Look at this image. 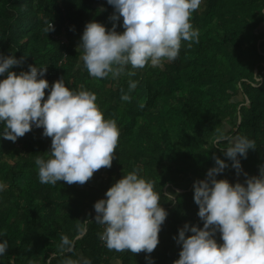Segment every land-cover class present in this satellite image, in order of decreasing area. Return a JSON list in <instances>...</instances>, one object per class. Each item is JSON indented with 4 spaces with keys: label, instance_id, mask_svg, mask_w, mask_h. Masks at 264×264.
<instances>
[{
    "label": "trees",
    "instance_id": "obj_1",
    "mask_svg": "<svg viewBox=\"0 0 264 264\" xmlns=\"http://www.w3.org/2000/svg\"><path fill=\"white\" fill-rule=\"evenodd\" d=\"M112 13L107 0H0V53L23 58L11 71L47 66L50 85L63 77L72 90L94 92L104 118L119 129L111 167L96 170L83 185L39 182L35 157L46 158L51 146L42 128H32L18 145L0 137V182L6 185L0 192V239L8 241L0 264H148L144 252L108 249L99 238L104 226L94 222V203L133 169L162 196L178 190L173 202L162 197L168 215L148 254L154 264H173L178 229L186 222L203 226L193 182L205 178L213 157L229 165L217 179L233 184L243 183V173L258 176L264 165V83L253 86V75L264 78V0H202L190 18L198 42L182 41L174 61L136 69L131 78L96 79L76 49L86 23L110 29ZM50 22L54 30L47 33ZM115 23L122 32V18ZM129 79L138 81L132 91ZM124 94L130 99L122 100ZM217 129L255 141L246 158L237 157L241 174L212 145ZM216 239L222 243L219 233Z\"/></svg>",
    "mask_w": 264,
    "mask_h": 264
},
{
    "label": "clouds",
    "instance_id": "obj_2",
    "mask_svg": "<svg viewBox=\"0 0 264 264\" xmlns=\"http://www.w3.org/2000/svg\"><path fill=\"white\" fill-rule=\"evenodd\" d=\"M202 0H107L113 7L110 29L96 21L87 22L77 49L80 62L90 77H133L136 69L162 67L174 61L181 42L197 41L199 30L191 23V14ZM122 18V32L116 21ZM54 30L52 22L45 31ZM65 42V40H63ZM190 46V44H189ZM14 54L0 53V137L19 144L20 137L42 128V136L51 138L47 157L37 155L38 180L55 185L64 181L83 185L102 167L110 168L115 158L119 129L116 121L105 119L89 90H72L63 77L51 85L45 79L47 66L29 65L28 71H11L22 64ZM255 77L254 87L264 83ZM138 81L129 79L128 89ZM48 90L45 99V90ZM122 100H129L124 94ZM228 129H217L213 146L219 145L237 174L242 166L238 155L246 158L255 149V141L244 135H228ZM221 141H227L223 146ZM215 165L204 179L193 182V200L203 226L185 223L174 240L180 245L179 258L173 264H264V165L258 176L243 173V183L217 179L229 166L214 156ZM133 169L117 180L97 200L94 222L103 225L99 238L110 250L144 252L148 256L159 243L158 234L168 215L162 197L173 202L176 193L163 196ZM6 185L0 182V192ZM191 233V235H186ZM219 233L218 243L216 236ZM2 235V234H0ZM67 243V240L64 241ZM8 249V241L0 239V256ZM66 264H76L68 260ZM85 264L89 262L85 261Z\"/></svg>",
    "mask_w": 264,
    "mask_h": 264
}]
</instances>
